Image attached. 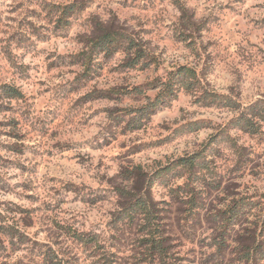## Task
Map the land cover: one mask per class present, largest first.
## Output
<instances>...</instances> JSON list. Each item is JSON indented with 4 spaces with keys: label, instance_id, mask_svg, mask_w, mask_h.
I'll return each instance as SVG.
<instances>
[{
    "label": "clouds",
    "instance_id": "1",
    "mask_svg": "<svg viewBox=\"0 0 264 264\" xmlns=\"http://www.w3.org/2000/svg\"><path fill=\"white\" fill-rule=\"evenodd\" d=\"M122 5L0 0V82L25 92L0 99V264H264V0ZM69 53L77 96L110 90L83 115L73 77L29 95Z\"/></svg>",
    "mask_w": 264,
    "mask_h": 264
},
{
    "label": "rangeland",
    "instance_id": "2",
    "mask_svg": "<svg viewBox=\"0 0 264 264\" xmlns=\"http://www.w3.org/2000/svg\"><path fill=\"white\" fill-rule=\"evenodd\" d=\"M127 0H125V5L126 6ZM59 6H54L55 8H58ZM72 5H66L64 8V14L65 15H70V11H72ZM9 19H12V17H9ZM2 23V21H0ZM5 29L0 28V33H3ZM15 33H13V36ZM9 39H12V36H9ZM55 39H60L64 40V37H58ZM71 43V42H70ZM73 58L68 61L67 64H65L64 60L60 57L57 59L53 60L51 59V56L47 57L46 59L49 61L45 67L43 72H37V75H43L44 79L40 80L38 79L34 85H29V95L31 98L34 99V101L40 103V104H46L47 101L53 96L56 95V92L54 91L55 89H60V94L61 95H66L68 94L69 90H66L62 87V85L59 83L60 81V76L63 74L64 76L68 77H73V73L76 72V69L79 65V57L80 53H69ZM159 71V69H157ZM49 74L54 75V79L49 76ZM91 75V74H89ZM4 72H3V66L0 65V80H3ZM99 79H103V76L99 77ZM73 80L75 83L72 84V89L70 90L71 95L65 100V104L69 103V100L74 97L75 102L72 103L71 108L79 111L81 115L84 114L85 109L90 106L94 105L97 103L102 102L104 99H98V92L101 91H110V90H105V89H93L91 93H84V95H79L77 96L76 93L79 91H82L80 88V84L82 81L79 79V77H73ZM47 85V87H45ZM12 87L14 89H17L20 91L21 95L16 98H10L7 96L6 93V87ZM25 95V92L23 90V87L19 84H13L11 81L9 82H0V99H8V100H15L17 98H23ZM12 111V105L11 104H0V114L2 113H7ZM99 109H96L92 114L94 115L95 112H98ZM211 116L207 117H202V119H211ZM79 122V118H78ZM86 120L84 121V124H86ZM195 123V122H193ZM0 127H8L12 129H16L20 127V122L18 120L14 119H9L7 121L0 120ZM128 128L131 131L134 132H140L142 136L144 137L143 143L145 144H153L157 145L158 147H165V145L160 143V140L156 138L155 132H154V127L152 125H148L146 127H138L137 121H132L128 125ZM7 135H9L13 139H22L23 135L20 132H10ZM166 139V138H165ZM10 148H13L15 146H9ZM257 252H261L259 248H257ZM263 254V252H261Z\"/></svg>",
    "mask_w": 264,
    "mask_h": 264
},
{
    "label": "trees",
    "instance_id": "3",
    "mask_svg": "<svg viewBox=\"0 0 264 264\" xmlns=\"http://www.w3.org/2000/svg\"><path fill=\"white\" fill-rule=\"evenodd\" d=\"M70 8H72V11H73V7H70ZM72 11H70V13ZM109 92L110 91H105V92L104 91H101V92H98V94H97L98 95V99H106L108 97V95H109ZM6 93H7V96L10 97V98H16V97H19L21 95V93H20L19 90L14 89V88L9 87V86L6 87ZM111 94L112 95H115L116 93L114 91H112ZM262 255H264V252H263Z\"/></svg>",
    "mask_w": 264,
    "mask_h": 264
}]
</instances>
